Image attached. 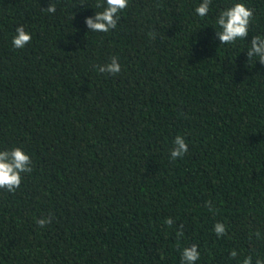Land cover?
Here are the masks:
<instances>
[{
  "label": "trees",
  "instance_id": "1",
  "mask_svg": "<svg viewBox=\"0 0 264 264\" xmlns=\"http://www.w3.org/2000/svg\"><path fill=\"white\" fill-rule=\"evenodd\" d=\"M96 2L0 0V151L33 167L0 189V264H182L193 244L195 264L264 261V65L247 57L264 0H211L205 17L202 0H129L108 33L84 23ZM235 3L254 10L249 34L220 44ZM112 57L120 73H100Z\"/></svg>",
  "mask_w": 264,
  "mask_h": 264
},
{
  "label": "clouds",
  "instance_id": "2",
  "mask_svg": "<svg viewBox=\"0 0 264 264\" xmlns=\"http://www.w3.org/2000/svg\"><path fill=\"white\" fill-rule=\"evenodd\" d=\"M211 0H202L195 12L200 17L208 15ZM129 0H97L95 7L102 8L100 12H96L92 17H86L84 23L90 32L108 33L110 30L117 28L120 19V13L127 9ZM48 13H55V5H48L46 8ZM253 9L248 8L243 3H235L231 7L221 11L216 24L221 29L216 31L217 38L220 44H233L237 40H245L249 34L250 21L253 19ZM16 34L13 37L12 44L16 49H23L25 45L31 43V34L26 32L23 26H19L15 30ZM148 35L155 38L154 34L149 32ZM251 47L247 51L248 59L259 57V62L264 65V39L260 36H254L250 42ZM97 70L100 73L116 75L121 71V65L117 57H112L110 62L104 65H97ZM174 147L171 149L170 156L173 161L177 158H182L188 152V144L181 135H177L173 141ZM33 171L32 160L30 156L20 147H14L10 150L0 151V189H4L9 193H15L20 187L22 174L31 173ZM212 202L206 201L205 206L211 207ZM53 217H41L36 220V224L40 228H44L52 222ZM165 224L172 227L174 220L166 218ZM214 232L219 238L226 234V227L223 223L217 222L214 225ZM177 236L183 237V225H180L177 230ZM257 239L260 238V232L254 233ZM235 250L230 252L232 258L237 257ZM200 258L198 246L193 244L182 250V264H195ZM241 264H253L252 257L245 256ZM255 264H264V261L257 259Z\"/></svg>",
  "mask_w": 264,
  "mask_h": 264
}]
</instances>
